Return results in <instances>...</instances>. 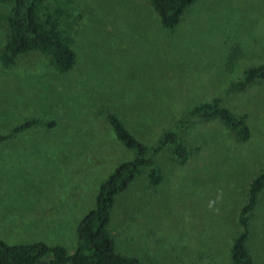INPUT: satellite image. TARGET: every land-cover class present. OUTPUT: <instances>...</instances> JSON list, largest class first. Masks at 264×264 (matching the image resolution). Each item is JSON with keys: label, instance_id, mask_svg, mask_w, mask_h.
I'll return each mask as SVG.
<instances>
[{"label": "rangeland", "instance_id": "1", "mask_svg": "<svg viewBox=\"0 0 264 264\" xmlns=\"http://www.w3.org/2000/svg\"><path fill=\"white\" fill-rule=\"evenodd\" d=\"M60 4L75 63L57 73L33 51L0 67V135L28 118L51 120L0 142V239L42 241L71 253L75 226L99 185L131 159L103 111L149 143L187 108L211 100L243 118L240 142L219 121L180 132L183 164L155 157L161 181L140 174L114 197L107 233L115 253L141 264H228L249 182L264 167V80L226 92L264 63V0H195L172 31L148 0H43ZM8 29L0 21V50ZM247 249L264 264V188Z\"/></svg>", "mask_w": 264, "mask_h": 264}, {"label": "trees", "instance_id": "2", "mask_svg": "<svg viewBox=\"0 0 264 264\" xmlns=\"http://www.w3.org/2000/svg\"><path fill=\"white\" fill-rule=\"evenodd\" d=\"M194 1L148 0V3L160 27L172 31ZM64 16L60 4L48 10L43 0H0V21L8 29V36L0 50V67L9 68L18 57L36 51L48 60L57 73L68 72L75 63V54L71 49L70 28L62 25ZM259 80H264V63L245 69L238 80L228 84L225 91L242 90ZM103 116L115 139L132 153V157L117 165L99 185L93 208L75 226L72 252L68 253L60 245H48L42 241L8 244L0 239V264H141L134 257L122 256L114 251L113 241L107 233L109 210L114 197L140 174L145 175L150 185L159 184L161 176L154 159L164 149L173 162L183 164L191 149L182 140L180 132L194 121L217 120L238 141L243 142L249 137L243 118L222 106L218 97L187 108L177 117L172 127L161 131L149 143L136 139L123 122L107 109L103 111ZM54 125L51 120L24 119L8 133L1 134L0 142L30 128L51 129ZM263 188L264 167L248 184L245 201L238 211L239 231L231 241L228 264H253L246 240L249 236L250 216Z\"/></svg>", "mask_w": 264, "mask_h": 264}]
</instances>
